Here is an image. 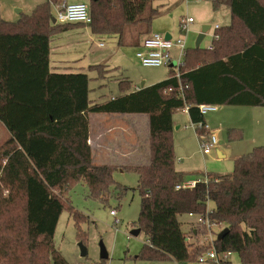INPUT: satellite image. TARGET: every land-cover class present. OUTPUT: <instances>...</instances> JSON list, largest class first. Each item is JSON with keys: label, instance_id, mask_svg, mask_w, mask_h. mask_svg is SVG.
Instances as JSON below:
<instances>
[{"label": "trees", "instance_id": "16d2710c", "mask_svg": "<svg viewBox=\"0 0 264 264\" xmlns=\"http://www.w3.org/2000/svg\"><path fill=\"white\" fill-rule=\"evenodd\" d=\"M61 1L39 5L15 23L0 22V123L9 133L0 145V264H68L54 244L57 224L65 207L77 226L83 217L63 194L81 181L102 202L113 188L119 198L127 191L114 180L119 167L93 163L88 113L149 116L147 163L120 168L138 175L143 259L197 261L212 245L191 249L179 217L205 215L211 202V222L229 229L214 241L216 251L238 254L241 264H264V146L237 159L233 172L176 190L184 174L175 168L173 141L174 110L187 107L198 124L203 104L264 107V0H210L214 10L231 11V24L216 30L211 49H188L179 77L170 71L159 83L93 104L86 74L50 72L51 37L68 25L51 22L52 6ZM152 2L89 0L92 31L123 41L128 26L144 24L146 33L160 14ZM242 136L240 129L228 132L230 141ZM196 227L195 236L208 233Z\"/></svg>", "mask_w": 264, "mask_h": 264}, {"label": "rangeland", "instance_id": "374dc122", "mask_svg": "<svg viewBox=\"0 0 264 264\" xmlns=\"http://www.w3.org/2000/svg\"><path fill=\"white\" fill-rule=\"evenodd\" d=\"M152 6L159 8L161 11L165 10L161 16H158L154 22L163 21L165 27L171 28V35L174 41L177 39H185L186 37L180 31L181 21L185 18H192L193 22L189 26V33L186 39V50L196 48V42L199 34L202 32L204 26H210L206 32L205 38L201 42L200 48L207 49L212 45L215 31L218 28L225 27L231 24V13L227 5H223L217 11H214L209 0H154ZM206 6L210 13L207 16L206 24H201L199 21V11H204ZM168 23V24H167ZM140 30L144 31L145 26L141 24ZM113 37L101 39V43H106L109 49L112 48ZM114 42V41H113ZM178 50V49H177ZM177 50L173 49L172 54L177 58ZM120 51L112 56V61H117L120 58ZM136 58L133 57V60ZM121 59L123 65L125 60ZM139 60V59H138ZM138 66L131 64L124 65L122 69H115L110 67V71L102 74L98 71L90 72L91 85V100L108 101L112 97H119L120 91L119 81L129 80L130 85L142 86L141 77L148 79H156L162 75H168L170 71L175 70L177 63L174 62L170 66L162 67H145L139 61ZM132 75L138 79L133 82L129 78ZM140 79V80H139ZM159 81V80H158ZM229 109V113L223 115L225 121L229 124H234L243 130L246 129V138L241 141L243 147L248 146V150L243 152L246 155L255 147L264 146V107H247V106H222L217 108L216 112H210L206 117H210L214 124L219 123V119L224 112ZM179 129L175 128V135L173 136L174 149L176 155L175 168L177 171L185 174V179L192 177L195 180L205 179L209 174L223 175L222 172H217L218 167H230V171H234L235 161L219 159L215 148L211 150L213 158L209 162L201 152L200 142L197 135L192 128V123L180 117ZM141 126V122H140ZM211 127V126H210ZM209 127V128H210ZM213 127V126H212ZM211 127V128H212ZM210 128V129H211ZM142 129V126H141ZM217 129L215 131L217 133ZM8 132L0 123V145L7 140ZM143 135V137H142ZM143 148L140 150L138 160H132L133 164L147 163L149 157V145L145 141L147 137V129L143 134L140 133ZM219 137L218 134L216 135ZM256 139L255 143L251 145V141ZM142 144H140L142 146ZM219 144V142H218ZM196 153L194 158L187 160L186 155L189 152ZM144 155V156H143ZM208 159V157L206 158ZM119 159H117L118 161ZM207 163V164H206ZM116 169L113 173L114 180L117 184L127 188L124 195L119 198L118 193L113 188L107 202H102L100 199H95L90 196L89 188L84 182L74 184L67 194H63V198H67L71 207L77 211L83 219H80L79 226H77L74 217L67 207L62 212L57 224L54 235V244L60 254L66 259L68 264H178L173 260L166 261H151L143 259L140 255L144 246L147 244V238L144 232H140L138 236H132L130 232L136 229V222L141 210V197L137 190L138 175L132 170ZM219 171V170H218ZM230 172V173H231ZM6 195V194H5ZM213 209V203L208 204V210ZM115 210L116 217L111 215V211ZM184 225V231L189 239L191 249H195L198 245L207 243L205 240L209 238V233L205 236L193 234V228L196 225H186L189 219L186 215L179 217ZM118 221V222H116ZM193 226V227H192ZM82 233L84 239L80 241L79 235ZM83 244L86 249V257L81 254L80 244ZM102 244L107 250L108 259H101ZM229 262L231 264H241L239 255L231 253L229 255ZM185 264H210L197 261H189Z\"/></svg>", "mask_w": 264, "mask_h": 264}, {"label": "crops", "instance_id": "0c3cea01", "mask_svg": "<svg viewBox=\"0 0 264 264\" xmlns=\"http://www.w3.org/2000/svg\"><path fill=\"white\" fill-rule=\"evenodd\" d=\"M48 1L50 0H0V22L15 23L21 18L22 15L31 14L35 8H37L39 5L47 3ZM65 2L66 3L84 2L86 4H89V0L61 1V3H65ZM59 5L60 3H57L52 6L51 22L53 25L59 24L58 22H56V11ZM159 11L160 14L158 16H161L165 10L161 11L159 9ZM209 13L210 10L207 6L204 11L202 10L199 11L198 16L200 18L199 21L201 22V24H206L207 19H209L207 17ZM53 19L55 20V22H53ZM154 20L146 33L145 30L144 31L140 30L141 24L128 26L123 33V41L121 36L118 34H96L92 31L90 25L77 24V23L68 24L64 28L57 30L51 37L50 56H49L50 72L54 74H86L89 78L88 99L90 103L93 104V103L104 102V101L93 102L91 100L90 72L98 71L102 74H106L110 71L109 70L111 69L110 67H114L115 69H122L125 64L138 66L140 63L137 58V52L142 50L143 40L148 36H150L151 34H160L163 36L169 35L170 39L174 40L173 36L170 34L172 29L169 27H165V25H163L166 24L165 22L163 21L154 22ZM108 37H113L111 39L113 45L111 49L107 47L106 43L105 44L101 43L103 42L101 41V39ZM175 49L177 50V48ZM118 51H120V55H121L120 58L126 61L124 65L121 62V59L117 61H112V56L115 55L116 52ZM177 54H178V50H177ZM133 57H135L136 59L133 60ZM168 77L169 74L162 75L161 77L152 80L148 78L143 79L141 77V79L143 80L142 86L135 85L134 87H132L131 85L130 86L121 85L122 81H119L120 91L122 92L120 96L129 94L133 91H137L144 87L152 86L156 83H159L167 79ZM127 78H129L133 82L138 80L136 79V77L132 75H129ZM16 86H19V84ZM32 86L33 84H25L22 87L26 88ZM115 98L117 97H112L111 99H115ZM223 111L224 112L222 113L218 124H214V122H212L210 117H206L207 114L204 116V122L209 127L213 126L212 128L210 127L211 132L215 135L218 134L219 136L217 138L219 144L217 143V146L215 147V151L219 159L222 160L228 159L230 162L233 160L236 161L240 157L244 156L243 152L245 150H248L249 148L248 146L243 147L241 144L243 138L244 139L246 138L245 135L246 129L243 130L242 128L239 127V129L243 133L242 138L240 140L230 141L228 138L229 130L238 129V127L234 124L231 125L227 123L226 122L227 120L225 121L223 117V115L227 116L230 110L226 108V110ZM180 117L188 120V122H191L187 107L173 111L174 133H175V128L177 126L178 127L176 129H179ZM87 119H88V130H89L88 144L91 148L92 160L95 165H113L119 167L123 165L133 164L134 162L132 160L137 161L138 157L140 156L139 153L140 150L143 148V146L145 147V145H143L142 142L140 141V138L142 140L143 137V135L142 137L140 136V133L143 134L145 129H147V137L145 141H147L148 143L149 116L146 114L88 113ZM140 122L142 129L140 126ZM215 128H218L217 133L215 131ZM174 133L173 136L175 135ZM7 135L9 137V133ZM255 141L256 139L253 136L251 145H253ZM140 144H142V146ZM195 153L196 151L194 153H192L191 151L187 153L186 155L187 160L190 161L191 159H193ZM211 155L212 152H210L206 156H203V158H205V161L207 160L209 162V160L213 158V156ZM207 157L208 159H206ZM117 159L119 160L117 161ZM215 170H217V172L221 171L222 172L221 174L223 175L229 174L231 172L230 167H228V169L227 168L225 169L220 166L218 167V169ZM186 173L189 174L190 172H186ZM186 173H183L184 174L183 182H193V181L203 180L200 178L198 180H195L192 177L185 179ZM186 216L192 220H188L187 222H184V224L197 225L195 217L190 215H186ZM182 229L184 231V225ZM194 233H196L195 228H193V234Z\"/></svg>", "mask_w": 264, "mask_h": 264}, {"label": "built area", "instance_id": "2783aa9c", "mask_svg": "<svg viewBox=\"0 0 264 264\" xmlns=\"http://www.w3.org/2000/svg\"><path fill=\"white\" fill-rule=\"evenodd\" d=\"M56 22L59 24L77 23L90 25L92 23V17L90 15L89 5L84 2L61 3L56 11ZM192 22V18H185L181 21L180 31L186 37L185 39H177L174 41L160 34H151L145 38L142 43V50L137 52V58L141 64L145 67H162L170 66L176 62L177 66H175V70L177 71V77H179V68L183 65V58L186 53V39L189 33V26ZM175 48L178 49L176 59L172 54V50ZM211 48L210 46L208 49ZM217 108L216 105L203 104L199 106V111L202 116H205L210 112H216ZM191 125L200 142L201 152L204 155L209 154L211 150L217 146V136L211 132L209 126L205 122H200L198 124L192 123ZM202 181L208 183L207 177L200 181L183 182L176 186V190L193 189ZM211 211L207 208L205 215L197 216L190 214V216L196 218L198 226L206 227L209 238L205 241L207 244L212 245V248L200 255L197 260L203 263L221 264L229 260V255L231 253L226 252L220 254L214 248V241L217 239V235L224 230L225 227L211 222L209 218ZM111 215L116 217V211L112 210Z\"/></svg>", "mask_w": 264, "mask_h": 264}, {"label": "water", "instance_id": "95a60500", "mask_svg": "<svg viewBox=\"0 0 264 264\" xmlns=\"http://www.w3.org/2000/svg\"><path fill=\"white\" fill-rule=\"evenodd\" d=\"M53 22H55V20L53 19ZM210 29V26H205L204 28H203V30H202V32L199 34V36H198V39H197V42H196V48H199L200 47V45H201V42L203 41V39L205 38V35H206V32L208 31ZM167 39H170V36L169 35H166L165 36ZM140 232H141V229H139V228H136V229H134V230H132L131 232H130V234L132 235V236H138L139 234H140ZM229 232V229L228 228H225L224 230H222L220 233H219V235L217 236V239L218 240H221L223 237H224V235L226 234V233H228ZM80 247H81V254H82V256H84V257H86V249H85V247H84V245L81 243L80 244ZM101 259L102 260H106V259H108V253H107V250H106V248L104 247V245L102 244V247H101Z\"/></svg>", "mask_w": 264, "mask_h": 264}]
</instances>
